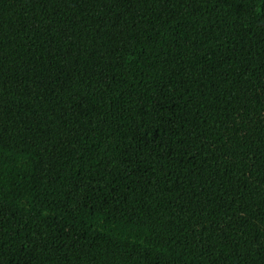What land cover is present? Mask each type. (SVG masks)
<instances>
[{
	"label": "trees",
	"instance_id": "trees-1",
	"mask_svg": "<svg viewBox=\"0 0 264 264\" xmlns=\"http://www.w3.org/2000/svg\"><path fill=\"white\" fill-rule=\"evenodd\" d=\"M0 264H264V0H0Z\"/></svg>",
	"mask_w": 264,
	"mask_h": 264
}]
</instances>
